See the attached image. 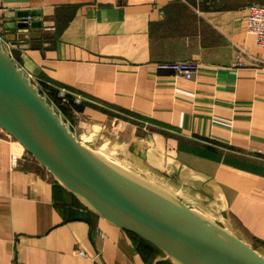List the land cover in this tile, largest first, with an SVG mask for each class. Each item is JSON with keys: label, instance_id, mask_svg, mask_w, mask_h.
<instances>
[{"label": "crops", "instance_id": "0c3cea01", "mask_svg": "<svg viewBox=\"0 0 264 264\" xmlns=\"http://www.w3.org/2000/svg\"><path fill=\"white\" fill-rule=\"evenodd\" d=\"M251 4L264 0H0V47L77 139L264 257V48L246 29ZM187 60L191 79L157 67ZM13 149L0 127V264H174L33 157L13 166Z\"/></svg>", "mask_w": 264, "mask_h": 264}, {"label": "water", "instance_id": "95a60500", "mask_svg": "<svg viewBox=\"0 0 264 264\" xmlns=\"http://www.w3.org/2000/svg\"><path fill=\"white\" fill-rule=\"evenodd\" d=\"M0 127L56 181L154 244L163 259L174 264H264L262 255L215 221L77 139L1 47Z\"/></svg>", "mask_w": 264, "mask_h": 264}, {"label": "built area", "instance_id": "2783aa9c", "mask_svg": "<svg viewBox=\"0 0 264 264\" xmlns=\"http://www.w3.org/2000/svg\"><path fill=\"white\" fill-rule=\"evenodd\" d=\"M24 22L30 23L32 17L26 15L23 17ZM246 29L249 33L254 34L256 45L264 48V5L251 4L248 7V13L246 17ZM237 65H242L239 60ZM157 67L162 70H167L176 76L191 79L193 75L198 71V63L195 61H174V62H161L157 64ZM59 95L63 100H66L68 91L65 89H59ZM79 101V98H76ZM8 138L12 141L13 151L11 155L13 166H17L20 160H23V156L31 155L26 151V149L9 133H7ZM47 173L52 175L47 169Z\"/></svg>", "mask_w": 264, "mask_h": 264}, {"label": "rangeland", "instance_id": "374dc122", "mask_svg": "<svg viewBox=\"0 0 264 264\" xmlns=\"http://www.w3.org/2000/svg\"><path fill=\"white\" fill-rule=\"evenodd\" d=\"M48 102V101H47ZM49 103V102H48ZM50 104V103H49ZM51 105V104H50ZM84 143V142H83ZM84 144H86V143H84ZM87 145V144H86ZM89 146V145H88ZM90 147V146H89ZM93 150H95V151H97L99 154H101L102 156H104V157H106L108 160H110V161H113L114 163H116V164H118V165H120V166H122L121 165V163H119L116 159H114V158H112V157H110V156H108V155H106L104 152H102V151H100V150H96L95 148H93V147H91ZM32 157V156H31ZM124 167V166H123ZM124 168H126V167H124ZM127 170H129V171H131L132 173H135V174H137V175H139L140 177H142V178H144L145 180H147L149 183H151V184H153L154 186H156V187H159L160 189H162V190H164V191H166L162 186H160L159 184H157V183H154V182H152L150 179H147L146 177H144L143 175H140V174H138L137 172H134V171H132L131 169H129V168H126ZM166 192H168V191H166ZM169 193V192H168ZM171 194V193H170ZM207 217V216H206ZM209 218V217H208ZM209 219H211V218H209Z\"/></svg>", "mask_w": 264, "mask_h": 264}, {"label": "trees", "instance_id": "16d2710c", "mask_svg": "<svg viewBox=\"0 0 264 264\" xmlns=\"http://www.w3.org/2000/svg\"><path fill=\"white\" fill-rule=\"evenodd\" d=\"M162 264H169L168 262H163Z\"/></svg>", "mask_w": 264, "mask_h": 264}]
</instances>
